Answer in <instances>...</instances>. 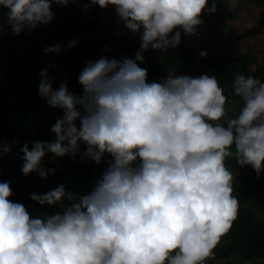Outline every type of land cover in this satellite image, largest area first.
<instances>
[{"label":"clouds","instance_id":"1","mask_svg":"<svg viewBox=\"0 0 264 264\" xmlns=\"http://www.w3.org/2000/svg\"><path fill=\"white\" fill-rule=\"evenodd\" d=\"M70 4L81 7V0H0L14 36L49 25L54 5ZM94 5L112 6L117 24L139 33L135 58L87 61L80 94L67 81L54 88L46 65L38 95L63 115L50 129L54 140H36L31 149L25 143L19 151L22 173L42 180L55 172L42 166L49 153V163L79 155L107 166L87 193L63 184L32 192L40 206L62 208L51 214L33 215L10 199V183L0 182V264H206L239 216L226 161L264 172V82L234 77L232 93L244 102L236 113L215 75L169 74L148 82L138 65L149 49L178 47L182 32L197 35L216 0L211 6L209 0H88L82 10ZM77 43L73 38L43 51L59 54ZM11 150L0 140V158Z\"/></svg>","mask_w":264,"mask_h":264},{"label":"trees","instance_id":"2","mask_svg":"<svg viewBox=\"0 0 264 264\" xmlns=\"http://www.w3.org/2000/svg\"><path fill=\"white\" fill-rule=\"evenodd\" d=\"M251 1L263 7L258 14L257 23L243 33L229 28L225 41L231 45L244 39L257 38L263 33L264 0ZM85 3L88 0H81V7L76 4H70L66 8L53 7V22L31 31L32 37L27 41L26 31L14 36L9 27L0 28V140L12 146L11 152L0 158V182H9L13 191L10 199L22 203L33 215L51 214L62 208L40 206L30 199L32 192L43 194L63 184L68 190L87 193L107 166L103 162L96 165L91 161L83 162L78 157L73 160L69 156L58 157L49 163L52 160V154L49 153L44 157L42 166L54 169L53 175L42 180L36 173L28 176L22 173L23 154L19 148L28 143L31 149L36 140H54L55 135L50 129L56 119L63 115L61 110L50 107L38 95L39 73L46 65H50L48 72L54 80V88L58 89L62 82L67 81L68 90L80 94L82 88L78 77L87 61H95L102 56L117 60L122 57L134 59L140 45V40L136 43L108 44L106 40L96 36L101 22L99 9L94 5L90 6L88 12H84L82 5ZM211 3L212 0H209V6ZM7 11L8 9L0 6V20L7 19ZM114 15L117 19L115 10ZM209 15L210 13H205L201 16L203 23L198 26L197 35ZM197 35L186 36L182 32L178 47L169 48L165 53L149 49L143 53L144 62L137 63L147 69L148 82L162 81V75L166 71L194 77L202 74L215 75L228 97V107L238 113L244 102L232 93L234 77L243 74L264 82V53L260 56L243 53L232 57L226 56L224 52H217L201 58L199 53L203 47L194 44ZM73 38L78 41L76 46L67 50L62 48L59 54L43 51V46H63ZM106 47L110 52H105ZM13 141L18 143L14 144ZM81 149H84V145H81ZM226 165L231 170L239 171L247 166L240 167L232 158L226 161ZM248 167V174H238L233 179V194L240 204L239 216L215 249L214 258L228 259L232 255H238L247 261L246 264H264V218L258 219L253 209L262 206L264 211V172L258 176L251 166ZM244 204L250 207H245ZM206 264H214L213 259Z\"/></svg>","mask_w":264,"mask_h":264},{"label":"rangeland","instance_id":"3","mask_svg":"<svg viewBox=\"0 0 264 264\" xmlns=\"http://www.w3.org/2000/svg\"><path fill=\"white\" fill-rule=\"evenodd\" d=\"M53 7H56L55 5ZM99 9L101 22L96 36L106 40L108 44L117 43H136L139 39V33L133 34L117 24V19L114 15V8L109 6L107 9ZM262 6L255 4L251 0H217L216 12L211 13L204 21L202 29H200L195 45L202 46V51L207 55L217 52H224L226 56H238L243 53H250L255 56H260L264 53V30L257 38H248L238 41L234 44H229L225 41V37L229 28L234 31L243 33L253 28L258 19V14L262 10ZM7 19L0 20V28H8ZM32 37V32L26 31V41ZM159 51V50H157ZM160 52V51H159ZM171 72H165L162 75L164 80ZM84 149H81L83 151ZM80 159V156L77 155ZM81 160V159H80ZM85 162V161H83ZM233 169V168H232ZM233 179L238 174H245L249 172V167L240 170H231ZM234 195V194H233ZM245 207H250L244 204ZM258 219L264 218V211L262 206L253 208ZM214 264H246L238 255H232L228 259H213Z\"/></svg>","mask_w":264,"mask_h":264}]
</instances>
